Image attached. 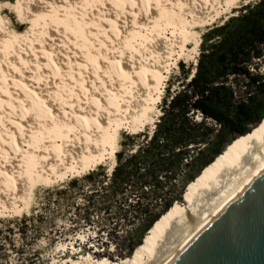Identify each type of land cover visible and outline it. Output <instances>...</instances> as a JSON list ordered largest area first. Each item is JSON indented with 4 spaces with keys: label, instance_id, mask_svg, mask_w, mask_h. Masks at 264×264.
<instances>
[{
    "label": "bare ground",
    "instance_id": "obj_1",
    "mask_svg": "<svg viewBox=\"0 0 264 264\" xmlns=\"http://www.w3.org/2000/svg\"><path fill=\"white\" fill-rule=\"evenodd\" d=\"M97 1L102 2L98 11H88ZM237 1L19 0L10 5L32 30L20 35L0 16V43L5 45L0 50V208L16 211V200H25L34 184L92 171L107 157L110 174L120 131L155 127L169 56L177 48L187 50V43L196 53L195 29L212 25ZM83 8L88 13H81ZM63 26L71 36L62 40L74 50L65 54L69 69L62 67L64 51L57 42ZM139 28L150 33L149 39ZM44 68L57 73H47L45 84L56 85L48 94L41 85ZM108 74L124 85L111 88L104 82ZM263 173L264 118L188 186L183 206L168 210L133 257L120 264H171Z\"/></svg>",
    "mask_w": 264,
    "mask_h": 264
},
{
    "label": "trees",
    "instance_id": "obj_2",
    "mask_svg": "<svg viewBox=\"0 0 264 264\" xmlns=\"http://www.w3.org/2000/svg\"><path fill=\"white\" fill-rule=\"evenodd\" d=\"M244 10L243 16L215 28V36L221 38L218 51L215 56L207 54L206 61L199 60L188 84L165 101L168 103L161 108L149 138L138 145L127 138V147L136 148L132 153L116 154L117 164L109 176L99 168L50 192L53 198L48 197L44 204L48 217L22 219L17 230L23 238L36 226L49 225L52 233L53 221L73 211L75 227H81L80 223L90 228L94 225L98 241L102 235L117 239L119 233L124 234L122 239H131L123 252L128 255L124 258L133 257L144 232L151 230L174 203L183 201L188 186L223 154L221 150L228 143L225 137L241 138L264 118L262 101L250 96L236 102L232 86L223 80L242 76L264 97V76L253 74L248 67L251 59L260 55L256 46H264V0ZM190 112L200 114L201 121H193ZM207 119L218 129L209 126ZM4 243L0 242V261H7ZM21 262L33 264L29 259L21 258Z\"/></svg>",
    "mask_w": 264,
    "mask_h": 264
},
{
    "label": "rangeland",
    "instance_id": "obj_3",
    "mask_svg": "<svg viewBox=\"0 0 264 264\" xmlns=\"http://www.w3.org/2000/svg\"><path fill=\"white\" fill-rule=\"evenodd\" d=\"M18 1L19 0H0V5L2 6L1 7L2 11L0 13V16L4 18V20L8 21V23L11 26L13 27L15 26V28L17 29L16 31H18L20 35L23 34L26 35L32 30V25L20 21L18 18V14L16 13V10L13 8L10 9L11 7L10 5L16 6L18 4ZM259 1L260 0H238L235 3L236 4L235 7L231 9L230 13L221 15L210 26L195 29V32L197 31L196 33L199 34L198 36L200 41L198 43L199 46L197 47L196 53H193L190 50L193 48L192 43H187L186 44L187 50L180 52V49L177 48L176 50L177 53H175V55H173L172 57L169 56V60H168L169 62L167 64L168 72L162 71V74L164 73L165 79L163 81V89H162L163 91L161 95L162 97L160 98L159 102L156 105L157 112L158 113L160 112L157 116V119H159V116H161L162 114L161 108H164L165 105L168 103L165 101L170 100L171 96L182 91L183 88L188 84L189 80L196 72L198 61L199 60H202V62L206 61L207 54L208 55L214 54L215 56V53L218 51L216 49V45L221 41V38L215 36V31H214L215 28L225 25L227 21L232 17L243 16L245 14L244 9L246 7L251 8V6H255ZM101 5L102 2L97 1L94 6H90L88 8V11L95 10L96 7H97L96 10L98 11L99 6ZM81 13L84 14L88 12L83 8V11ZM96 18H97L96 16H92V21H95ZM70 23L73 25L72 22ZM124 23L125 24H121L124 26L123 27L124 29H126L127 26L129 27L127 21H124ZM67 24H69V22ZM51 29L54 30L55 32L57 31L55 29V26H53V28L51 27ZM60 30L62 34L60 38L57 37L58 38L57 42L59 43L58 44L59 50L62 49L64 51L63 53L64 55H62V52L60 53L62 59L61 63H62V67L69 69L65 54L66 52L68 53L74 50L69 49L66 43L62 40V38L71 36V34L69 32L68 26L67 27L63 26L60 28ZM138 30L140 31L139 34L146 35L144 40L149 39L150 36L149 32H147L146 30H141L140 28ZM168 32H169V28L167 29L166 32L164 30L165 35L169 37L170 34ZM79 41L80 43H84L85 40L83 39V37H79ZM136 41L142 42L138 39ZM3 46L5 45L3 43H0V50L3 49ZM39 46L41 47L43 46L42 41L40 39H39L38 47ZM256 49L257 51L260 52V55L258 58L251 59V63L248 67L250 68L249 70L253 74L264 76V46L257 45ZM202 54H204V56ZM0 56H2V52H0ZM131 62L135 63L134 60L133 61L131 60ZM46 71L47 70L44 68L42 72V76L46 75V80L45 81L43 80L41 85H43V89L45 90V93L48 94L50 91L56 89L55 84L52 83L45 84L48 82V80H50L48 74H50L51 76L53 75L57 76V73L55 72L51 73ZM87 73L86 75L91 74V73L88 74ZM108 77H115V78L118 77L117 75L116 76H112L110 74L106 75V80H104V82L107 85H110L111 88L113 87V85L122 86L125 83L124 81L117 80L115 78L114 80H111ZM223 80H227V85L232 86V90L234 91L233 96L236 102L247 100V98L251 96L255 100L262 101L264 106V97L261 95L259 91H257L253 86H251L250 82L247 79L243 78L242 76H238V77L231 76L227 78L224 77ZM41 85L39 84V86ZM33 86H36V84L33 83ZM58 102L60 104V99H58ZM153 114L154 116H156V113H151V115ZM189 116L195 122L201 121V115L197 114V112H190ZM206 123L209 126H213L218 129V127L214 126L212 121L207 119ZM253 128L255 127H252L250 130H253ZM153 130L154 128L151 127V124L148 125L145 124L144 127H142V129L136 128V130L134 131L132 129L121 130L117 139L116 154L126 150L129 153H132L133 150L136 148L135 145L141 144L143 140L148 139L149 136L152 134ZM126 135L130 137H125ZM127 138H131V140H133V142L135 143L134 145L135 147H133L132 149L127 147V144H129ZM224 140L228 141V143H226V145L222 148L221 150L222 153L227 151V149H229L231 145H233L236 141H238L239 137L236 136L231 140L230 137H225ZM22 144L24 145V143ZM116 154H115V165L117 164ZM106 159L100 165L94 167L93 170L101 168L104 174H108V169L111 166V160L108 159V157ZM203 168L204 166L201 168V170ZM89 172L91 171L87 170L83 173L81 172L75 175L74 177L66 176L64 180H59V181L57 179H53L51 180V182L50 181L38 182L34 184L32 192L29 191L28 193H26L27 196H25V200L24 198L22 201L16 200L18 206L17 207L18 209H16V211L5 212L3 211V209L0 208V210H2V212L5 213L3 216H0V242H5L4 250L6 252L4 254L5 256L7 255V259H6L7 261L2 260L0 261V264H23V262H21V258L24 260H28V259L32 260L33 264H73L71 263L72 261L75 262L76 264H99L101 262H111V263L120 264L123 261L127 260V258L124 257L128 255H126L123 252V249L127 245L132 243L131 239L129 238L122 239L121 236H123L124 234L119 233V238L117 239L109 240L106 238L105 235H102L101 237L102 241L100 240L98 241L97 238L99 237V234L97 233V230L95 229L94 225L93 227L90 228V227H85L82 223H80L81 227L78 228L75 227V223L77 222H76V218L73 215V211L67 214L65 218L57 217L53 221L52 233L49 232V227H51L49 225H43V227L36 226L34 229H31L30 232H28L24 238L19 234L17 230L22 226V222H21L22 219L35 220L38 219L41 215L44 218L48 217L47 211L44 210V204L48 197L51 199L53 198L52 193L50 192L65 187V185L69 183L71 180L79 179L84 175L88 174ZM8 200H9V205H11L13 200L11 198H9ZM77 202L79 201L77 200ZM183 204H184L183 201H181L179 203H174L173 206L174 205L183 206ZM54 206H55L54 204H51L50 208L53 209ZM74 219L75 222L73 221ZM33 223L36 224L35 221H33ZM153 226L151 228H153ZM73 229L74 232H72ZM147 234L148 231L144 232L143 239L141 240L140 245L143 243V240L147 236ZM139 246H137L133 252H135ZM19 251L22 252V254H20ZM122 258H124V260Z\"/></svg>",
    "mask_w": 264,
    "mask_h": 264
},
{
    "label": "water",
    "instance_id": "obj_4",
    "mask_svg": "<svg viewBox=\"0 0 264 264\" xmlns=\"http://www.w3.org/2000/svg\"><path fill=\"white\" fill-rule=\"evenodd\" d=\"M171 264H264V173Z\"/></svg>",
    "mask_w": 264,
    "mask_h": 264
},
{
    "label": "built area",
    "instance_id": "obj_5",
    "mask_svg": "<svg viewBox=\"0 0 264 264\" xmlns=\"http://www.w3.org/2000/svg\"><path fill=\"white\" fill-rule=\"evenodd\" d=\"M109 175V174H108Z\"/></svg>",
    "mask_w": 264,
    "mask_h": 264
}]
</instances>
